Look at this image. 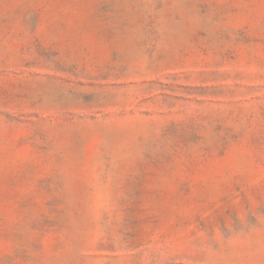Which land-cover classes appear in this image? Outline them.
<instances>
[{
  "label": "rangeland",
  "instance_id": "374dc122",
  "mask_svg": "<svg viewBox=\"0 0 264 264\" xmlns=\"http://www.w3.org/2000/svg\"><path fill=\"white\" fill-rule=\"evenodd\" d=\"M0 264H264V0H0Z\"/></svg>",
  "mask_w": 264,
  "mask_h": 264
}]
</instances>
